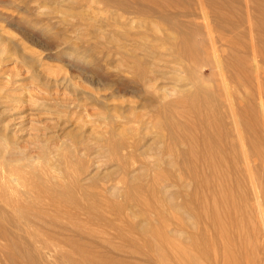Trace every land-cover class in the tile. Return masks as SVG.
<instances>
[{"label":"rangeland","instance_id":"obj_1","mask_svg":"<svg viewBox=\"0 0 264 264\" xmlns=\"http://www.w3.org/2000/svg\"><path fill=\"white\" fill-rule=\"evenodd\" d=\"M261 216L264 0H0V264H259Z\"/></svg>","mask_w":264,"mask_h":264},{"label":"bare ground","instance_id":"obj_2","mask_svg":"<svg viewBox=\"0 0 264 264\" xmlns=\"http://www.w3.org/2000/svg\"><path fill=\"white\" fill-rule=\"evenodd\" d=\"M235 19V18H234ZM226 24V23H225ZM189 32H186V37H189L188 34ZM188 34V35H187ZM174 37V36H173ZM176 45L181 49L183 50L184 52H186L188 55H190L192 57L191 60H193V62H195V64L197 63V66L199 65L198 63L202 62V57H200L199 55V52H200V46L198 44H196L195 42L191 41L190 38H181L179 40L176 41ZM5 47V46H4ZM215 61L217 63V67L218 68H221V64L219 62V60L217 58H215ZM243 63V66H244V62ZM143 64V63H142ZM248 69L247 67H243V69ZM245 71V70H244ZM246 73V72H245ZM225 87V86H224ZM209 88V87H208ZM226 90H227V87H225ZM211 91V90H210ZM204 93V92H203ZM214 94V93H213ZM205 97V96H204ZM207 98V97H206ZM232 102L229 103V108H230V111L233 113L234 110H233V105L231 104ZM210 104V103H209ZM214 104V103H213ZM212 104V105H213ZM193 105V103H192ZM185 107V106H184ZM193 108H195L193 106ZM198 108V107H197ZM212 109V108H211ZM229 111V110H228ZM230 113V112H228ZM183 114V113H182ZM231 114V113H230ZM232 115V114H231ZM218 116V115H217ZM205 123V122H204ZM234 124H236V121H233ZM236 126V125H235ZM234 126V127H235ZM239 137L241 138V134L239 133ZM156 194V193H155ZM173 199V198H172ZM149 206V205H148ZM17 212V211H16ZM42 214V213H41ZM20 215V214H19ZM29 215V213H25V215H23V217L25 216V218ZM22 217V218H23ZM3 219V217H2ZM28 221V220H27ZM54 223V220L52 221ZM260 222H261V226L258 227L259 230H261L262 232V235L259 236L258 233V229L253 225L252 228V233L254 234L255 236V240L257 242V245L260 247V249L262 248V244L264 243V218L261 216L260 217ZM144 223V222H143ZM149 225V224H148ZM240 225V224H239ZM146 229V228H145ZM28 231V230H27ZM64 231V230H63ZM199 231V230H198ZM247 232L249 233V231L247 230ZM63 234V233H62ZM258 235V236H257ZM248 236V235H247ZM262 237V242H260L259 238ZM197 238V237H196ZM67 239V238H66ZM65 240V239H64ZM185 241V240H184ZM64 242V241H62ZM249 240V245L251 244ZM60 244V243H59ZM62 244V243H61ZM254 247V246H253ZM264 247V246H263ZM253 251V250H252ZM255 252V251H254ZM82 253V252H81ZM97 253V252H96ZM252 253V252H251ZM260 253V251H259ZM262 253V252H261ZM100 254H95V255H90L89 257H86L85 259L87 260V262H84V263H81V264H122V261H120L118 258L117 260L115 258H110V259H105L103 262L100 261L98 262L99 260H96L95 258L96 257H99ZM257 256V255H256ZM255 256V257H256ZM231 257V256H230ZM248 257H252L254 258V254L252 253V255L248 256ZM258 258V259H257ZM257 260H259V264H264V259H263V255L260 256V254L257 256ZM70 259V258H69ZM190 263H194V264H200L198 261L196 260H192L190 261ZM75 264V263H74Z\"/></svg>","mask_w":264,"mask_h":264}]
</instances>
